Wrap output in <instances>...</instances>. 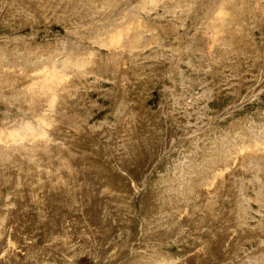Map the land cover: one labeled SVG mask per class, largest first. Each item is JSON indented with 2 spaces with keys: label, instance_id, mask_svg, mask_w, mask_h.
I'll list each match as a JSON object with an SVG mask.
<instances>
[{
  "label": "rangeland",
  "instance_id": "374dc122",
  "mask_svg": "<svg viewBox=\"0 0 264 264\" xmlns=\"http://www.w3.org/2000/svg\"><path fill=\"white\" fill-rule=\"evenodd\" d=\"M0 264H264V0H0Z\"/></svg>",
  "mask_w": 264,
  "mask_h": 264
}]
</instances>
